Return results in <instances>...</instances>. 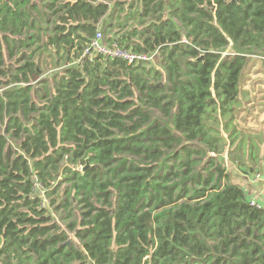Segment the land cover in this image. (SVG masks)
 Returning <instances> with one entry per match:
<instances>
[{
	"label": "trees",
	"instance_id": "trees-1",
	"mask_svg": "<svg viewBox=\"0 0 264 264\" xmlns=\"http://www.w3.org/2000/svg\"><path fill=\"white\" fill-rule=\"evenodd\" d=\"M37 1L0 0V264H264V208L220 129L237 51L264 53V0ZM99 31L161 70L86 56Z\"/></svg>",
	"mask_w": 264,
	"mask_h": 264
},
{
	"label": "rangeland",
	"instance_id": "rangeland-1",
	"mask_svg": "<svg viewBox=\"0 0 264 264\" xmlns=\"http://www.w3.org/2000/svg\"><path fill=\"white\" fill-rule=\"evenodd\" d=\"M130 2H133L134 4H137V0H129ZM37 3L39 5H41L40 0L37 1ZM52 21V17L50 18ZM42 27L45 29V33L43 35V39L47 37V35H49L50 30H51V26L46 23V19L43 18V24ZM48 30V32H47ZM124 33V30H116L115 32L112 33L111 36H122ZM109 35H105V38L108 39ZM110 37V36H109ZM104 39V38H103ZM46 41V40H44ZM40 47V48H38ZM39 49L40 52L43 54L41 55V66H42V75L40 80L44 81L47 78L50 77V75H52L54 72L59 71L57 70V66L55 63V60L57 59H53L51 57L48 56V53H46V51H44V47H43V43H41L40 45H36V50ZM237 50L234 49V47H230L227 50H225L224 55L227 54H232L233 52L236 53ZM239 53H244L246 56L249 57V62L248 65L244 71V76L242 79V86L247 87L250 89L251 91V87L253 85V83L258 82V81H263L264 82V53L262 52H250V53H246V52H241V51H237ZM54 53V52H53ZM55 55V53L53 54ZM145 65L148 68H158L159 70H161V67L159 65V61H156L155 58H153L150 62L145 63ZM44 79V80H43ZM41 84L35 83L34 87L38 88L41 92L43 91ZM6 87L5 86H0V93L2 92V90H4ZM248 90L247 94H242L240 96V101H239V105H241L243 103V100H251L252 96L251 93ZM38 103H42L39 102ZM239 116L238 112L236 111V117ZM225 128V122L220 119V129H221V133L223 135V138H226L228 141L227 143L223 142L227 147H231V149L229 151H231V155L232 157L235 159L237 157V152H238V146H242L243 150H244V156L245 158H249L252 156V154H254L255 157H257L259 155V153L263 150L264 147V143L263 140L259 139V138H249L247 137L248 135H244V137H237V133L235 131V121L233 122V124H228V131H230V133L232 134V138H235L233 140V144H232V140L230 139V137L228 136L229 133L224 131ZM16 141H14V144L16 145ZM226 156H222L221 158H223L225 165L227 167L229 159H225ZM38 191L42 192V199L44 200V204L45 206L49 204V200L48 197L45 194V191L41 188L38 187ZM52 210V208H51ZM53 212V220L58 223L62 228L65 229L66 223L64 221L61 220V215L56 213L54 210H52Z\"/></svg>",
	"mask_w": 264,
	"mask_h": 264
},
{
	"label": "crops",
	"instance_id": "crops-1",
	"mask_svg": "<svg viewBox=\"0 0 264 264\" xmlns=\"http://www.w3.org/2000/svg\"><path fill=\"white\" fill-rule=\"evenodd\" d=\"M242 94H247L249 88L242 86ZM251 100H243L239 110V116L235 119V131L237 137L248 135L249 138H259L264 143V82L258 81L251 87ZM241 94V95H242ZM225 132L231 133L228 130ZM239 156L245 161L251 169L250 174H246L245 167H240L232 162H228L227 170L231 174L232 182L239 184L245 190L250 200L257 201L264 207V192L262 187L253 181V173L256 170H264V147L257 157L252 154L251 157L245 158L244 150L240 146ZM228 157H225L227 159Z\"/></svg>",
	"mask_w": 264,
	"mask_h": 264
},
{
	"label": "built area",
	"instance_id": "built-area-1",
	"mask_svg": "<svg viewBox=\"0 0 264 264\" xmlns=\"http://www.w3.org/2000/svg\"><path fill=\"white\" fill-rule=\"evenodd\" d=\"M85 55L89 56L90 58L96 55H101L107 59H121L127 62L129 65L148 63L155 56L150 54H138L122 49L117 43L109 45L106 43L105 36L100 31L97 33L95 39L91 42V45L86 49ZM252 175L253 181L259 184L264 192V170L254 172ZM250 204L256 208H264L261 204L254 200H250Z\"/></svg>",
	"mask_w": 264,
	"mask_h": 264
},
{
	"label": "water",
	"instance_id": "water-1",
	"mask_svg": "<svg viewBox=\"0 0 264 264\" xmlns=\"http://www.w3.org/2000/svg\"><path fill=\"white\" fill-rule=\"evenodd\" d=\"M207 52H208V51H205V53H207ZM200 59H203V56H202L201 58L197 59V60H200ZM227 141H228V140H227L226 138H224V142L227 143ZM209 156L212 157L213 155L209 153ZM86 168H87V167H85V168L83 169V171H85Z\"/></svg>",
	"mask_w": 264,
	"mask_h": 264
}]
</instances>
